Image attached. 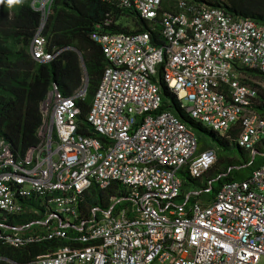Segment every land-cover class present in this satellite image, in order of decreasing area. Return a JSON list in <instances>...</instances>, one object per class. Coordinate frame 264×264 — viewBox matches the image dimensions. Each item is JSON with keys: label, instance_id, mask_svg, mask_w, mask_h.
I'll return each instance as SVG.
<instances>
[{"label": "built area", "instance_id": "1", "mask_svg": "<svg viewBox=\"0 0 264 264\" xmlns=\"http://www.w3.org/2000/svg\"><path fill=\"white\" fill-rule=\"evenodd\" d=\"M103 1L149 28L111 31L108 12L90 35L107 64L83 119L86 81L70 94L53 82L39 104L38 143L21 153L0 137V240L15 248L66 242L24 264H264V160L204 201L213 179L184 191L180 174L202 178L217 151H200L192 128L160 110L163 82L193 120L219 134L237 130L238 145L264 157L256 109L264 86L241 75L264 72V23L235 17L224 0ZM42 28L30 53L48 62L58 52ZM94 186L107 203L83 207ZM29 212L37 217L28 224L8 222Z\"/></svg>", "mask_w": 264, "mask_h": 264}, {"label": "trees", "instance_id": "2", "mask_svg": "<svg viewBox=\"0 0 264 264\" xmlns=\"http://www.w3.org/2000/svg\"><path fill=\"white\" fill-rule=\"evenodd\" d=\"M39 5L38 0H0V137L5 138L21 153L38 143L37 131L41 122L39 104L50 84L56 82L64 94L72 93L81 85L84 71L78 52L88 73L87 96L79 101L82 108L80 118L83 119L107 64L100 45L93 41L90 35L95 25L104 21L108 12L113 19V23L107 27L111 31L138 32L149 28L148 22L136 13L117 10L103 0H50L49 12L45 18ZM223 6L235 17H248L264 23V0H224ZM123 15L131 17L134 29L128 30L121 20ZM42 24L41 33L47 40L48 50L58 52L48 62H39L33 59L30 53L32 39ZM156 28L159 30V26L156 25ZM153 38L157 43L163 42L158 31H153ZM248 71L264 77V72L259 70ZM161 89L163 104L160 110H171L192 128L200 151L212 147L211 141L223 149L229 147L225 136L193 120L163 82ZM262 96L264 97V90ZM256 109L264 114V103L258 104ZM84 126L85 123L83 128ZM80 130L82 131V128ZM230 133L234 138L237 136V130ZM235 144L238 145L237 142ZM256 156L254 160L251 159L240 166L253 164ZM261 157L262 162L264 157ZM234 165L237 166H232ZM238 170L231 168L228 171L226 168L220 173H227V176L220 177L219 181L222 183V179L227 181L247 176H232V173ZM188 178L195 180L190 176ZM206 187L205 185L204 188ZM105 203V193L94 186L86 195L83 207L102 206ZM30 205L36 206V203L32 201ZM36 217L32 212L12 215L8 222L14 226L24 225ZM65 243L54 239L15 248L0 240V264H10L6 260L24 264Z\"/></svg>", "mask_w": 264, "mask_h": 264}, {"label": "rangeland", "instance_id": "3", "mask_svg": "<svg viewBox=\"0 0 264 264\" xmlns=\"http://www.w3.org/2000/svg\"><path fill=\"white\" fill-rule=\"evenodd\" d=\"M43 0H38V3L41 4ZM49 3V2H48ZM122 22H124L125 26L128 28V30L134 29L133 27V21L131 20V17L128 15H123L121 17ZM251 69H243L241 72V75L243 76L242 79L250 80H256L260 82L262 86H264V77L259 74H254L251 71H248ZM84 79V78H83ZM264 88V87H263ZM222 136H225L228 140L229 147L223 149L221 146H219L216 142L211 141L212 147L215 148L217 151V158L216 162L211 168V171L209 170L202 178L197 180H191L188 178V173H179L180 176L184 180V186L183 190L187 191L189 190H195V189H202L208 182V177L213 179L212 182V188L208 189V192L202 194L201 199L206 201L214 196V194L217 192L219 186L221 185V182L216 179L220 176V172L225 170L226 168L228 171L231 169V166L233 164H237V166H240L242 163L247 162L251 159L254 160V157L252 156L251 152L245 148H240L236 143V138H234L232 135L228 136V134H220ZM262 160V157L260 155L256 156V161L253 164H249L246 167H243L239 169L237 172H233L232 176L239 175V176H245L248 175L253 168H255L258 164H260ZM246 165V164H243ZM235 166V165H234ZM232 168H236L232 167ZM237 169V168H236ZM217 176V177H216ZM221 181H225V179H222ZM183 199L179 198L177 199V202H182ZM9 263V260H7ZM151 264H160L156 261L152 262Z\"/></svg>", "mask_w": 264, "mask_h": 264}, {"label": "water", "instance_id": "4", "mask_svg": "<svg viewBox=\"0 0 264 264\" xmlns=\"http://www.w3.org/2000/svg\"><path fill=\"white\" fill-rule=\"evenodd\" d=\"M45 2H50V0H43V2L41 3V5H39V8L42 9ZM43 25V24H42ZM41 25V26H42ZM77 51V50H76ZM78 52V51H77ZM79 56H80V59L82 60V67H83V70H84V74H85V81H86V84L88 85V73H87V69H86V66L83 62V59H82V56L80 54V52H78Z\"/></svg>", "mask_w": 264, "mask_h": 264}, {"label": "crops", "instance_id": "5", "mask_svg": "<svg viewBox=\"0 0 264 264\" xmlns=\"http://www.w3.org/2000/svg\"><path fill=\"white\" fill-rule=\"evenodd\" d=\"M84 71V70H83ZM84 80H85V74H84Z\"/></svg>", "mask_w": 264, "mask_h": 264}]
</instances>
